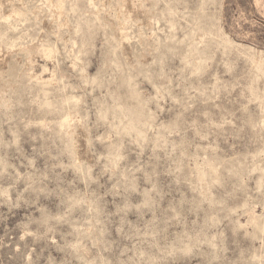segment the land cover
<instances>
[{
	"label": "rangeland",
	"instance_id": "obj_1",
	"mask_svg": "<svg viewBox=\"0 0 264 264\" xmlns=\"http://www.w3.org/2000/svg\"><path fill=\"white\" fill-rule=\"evenodd\" d=\"M0 264H264V0H0Z\"/></svg>",
	"mask_w": 264,
	"mask_h": 264
}]
</instances>
